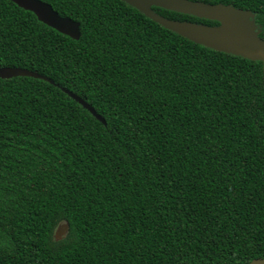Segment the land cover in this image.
Instances as JSON below:
<instances>
[{"label":"trees","instance_id":"obj_1","mask_svg":"<svg viewBox=\"0 0 264 264\" xmlns=\"http://www.w3.org/2000/svg\"><path fill=\"white\" fill-rule=\"evenodd\" d=\"M73 40L0 0V264H246L264 257V62L121 0H40ZM249 11L264 0H192ZM177 21L217 22L153 7ZM66 223L58 240L54 231Z\"/></svg>","mask_w":264,"mask_h":264},{"label":"water","instance_id":"obj_2","mask_svg":"<svg viewBox=\"0 0 264 264\" xmlns=\"http://www.w3.org/2000/svg\"><path fill=\"white\" fill-rule=\"evenodd\" d=\"M17 7L31 12L38 22L73 40L80 37L79 23L61 16L52 7L40 0H8ZM151 21L163 28L206 48L225 54L241 57L250 61L264 62V40L252 13L223 4H207L192 0H121ZM153 7L190 15L196 18L215 21L217 25L167 19L153 10ZM30 77L40 79L57 87L69 98L79 104L98 122L105 125L104 119L81 97L55 84L49 78L36 72L16 67L0 68V79ZM67 230V224L58 225L54 238L60 239ZM246 264H264V257L253 259Z\"/></svg>","mask_w":264,"mask_h":264}]
</instances>
